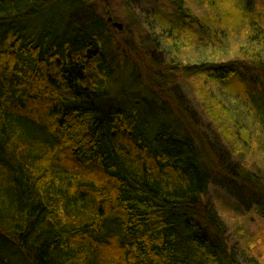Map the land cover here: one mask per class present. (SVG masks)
I'll list each match as a JSON object with an SVG mask.
<instances>
[{"label": "trees", "instance_id": "trees-1", "mask_svg": "<svg viewBox=\"0 0 264 264\" xmlns=\"http://www.w3.org/2000/svg\"><path fill=\"white\" fill-rule=\"evenodd\" d=\"M109 1L0 0V264H264V232L253 255L229 244L207 198L210 144L169 98L177 82L211 81L235 112L207 107L235 115L236 135L252 133L243 113L264 129V19L245 14V62L218 64L214 47L190 62V40L209 41L184 1L168 0L177 24L146 23L152 39L124 50ZM218 169L233 187L260 188L245 169Z\"/></svg>", "mask_w": 264, "mask_h": 264}, {"label": "rangeland", "instance_id": "rangeland-1", "mask_svg": "<svg viewBox=\"0 0 264 264\" xmlns=\"http://www.w3.org/2000/svg\"><path fill=\"white\" fill-rule=\"evenodd\" d=\"M181 1H184L186 6L192 9V13L201 19L203 29L198 31V34L209 41L205 49L200 47L201 43L207 44L204 40L198 41L196 38L190 40L195 42L192 44L194 48L188 47L185 52L183 51L184 61L201 62L205 53L209 54V49L220 50V53L215 56L218 64L246 60L243 58L244 53L241 48L245 47L251 29L248 24H245L247 20L245 14L264 19V3L254 1L250 2L251 6H249L248 0H202L201 4H197L195 0ZM125 2H129V5L127 6ZM168 2V0L109 1L107 21L112 20L109 23L112 27H115L113 23L122 25V29L115 27L116 34L112 39L114 47L120 46L124 50L127 41L141 45L151 40L152 36L150 37L146 23L150 22L156 26H160L162 21L177 24L176 10ZM211 34H214L212 38ZM117 53L118 51L115 50L114 55L120 66L129 65L128 58H123L121 53L120 55ZM168 55H172L170 50ZM154 56L160 61V53L155 52ZM166 59L169 61L168 56ZM166 59L163 56L161 62H165ZM132 63L135 66L133 61ZM119 74L122 76L121 81L126 83L123 72L120 71ZM176 84L177 88L169 98L174 94L180 101L185 102V108L196 124L199 136L208 141L210 144L208 148L212 152L211 158L216 160L217 175H213L214 184L207 198L215 206L227 227L229 244L239 252L247 251V255L251 253L253 255L256 252L254 244L258 242L257 235L260 231L264 232V220L259 212L260 203L264 202V129L258 125L253 116L243 113L239 116L240 121L244 123L247 130L252 129V133L248 130L250 136L248 139L245 134L236 135L235 115L233 119L231 113H224L219 107H217L218 116L214 115L207 105L215 100L225 102L227 111L229 109L232 112L234 109L231 103L232 97L217 84L204 81L196 83L198 85L196 86L192 79ZM225 93L231 98H228ZM137 94L141 95V91ZM234 112L235 110L232 113ZM248 115L249 120L245 121ZM220 166L233 170L240 167L251 175H256L260 188L255 190H261L260 193L252 188L241 187L238 183V186L233 187L234 184L230 181L233 179L220 172L218 169ZM259 242L264 253V244L262 241Z\"/></svg>", "mask_w": 264, "mask_h": 264}, {"label": "water", "instance_id": "water-1", "mask_svg": "<svg viewBox=\"0 0 264 264\" xmlns=\"http://www.w3.org/2000/svg\"><path fill=\"white\" fill-rule=\"evenodd\" d=\"M112 20L111 19H109V22H111ZM116 28H118V29H122V25H120V24H113Z\"/></svg>", "mask_w": 264, "mask_h": 264}, {"label": "bare ground", "instance_id": "bare-ground-1", "mask_svg": "<svg viewBox=\"0 0 264 264\" xmlns=\"http://www.w3.org/2000/svg\"><path fill=\"white\" fill-rule=\"evenodd\" d=\"M114 24V23H113ZM118 29V28H117Z\"/></svg>", "mask_w": 264, "mask_h": 264}]
</instances>
